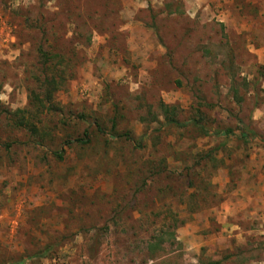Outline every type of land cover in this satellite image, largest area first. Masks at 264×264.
Segmentation results:
<instances>
[{
	"label": "rangeland",
	"instance_id": "rangeland-1",
	"mask_svg": "<svg viewBox=\"0 0 264 264\" xmlns=\"http://www.w3.org/2000/svg\"><path fill=\"white\" fill-rule=\"evenodd\" d=\"M0 264H264V0H0Z\"/></svg>",
	"mask_w": 264,
	"mask_h": 264
},
{
	"label": "trees",
	"instance_id": "trees-1",
	"mask_svg": "<svg viewBox=\"0 0 264 264\" xmlns=\"http://www.w3.org/2000/svg\"><path fill=\"white\" fill-rule=\"evenodd\" d=\"M193 124L196 125V126H198V127H201L202 128V125L199 123V121H194ZM224 133L225 134L231 133V129H225Z\"/></svg>",
	"mask_w": 264,
	"mask_h": 264
}]
</instances>
